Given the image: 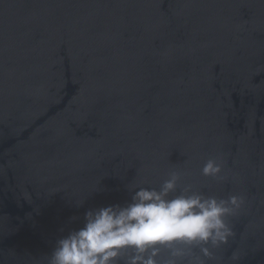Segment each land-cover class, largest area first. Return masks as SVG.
<instances>
[{"label": "water", "instance_id": "obj_1", "mask_svg": "<svg viewBox=\"0 0 264 264\" xmlns=\"http://www.w3.org/2000/svg\"><path fill=\"white\" fill-rule=\"evenodd\" d=\"M172 171L244 197L207 264H264V0H0V264Z\"/></svg>", "mask_w": 264, "mask_h": 264}, {"label": "clouds", "instance_id": "obj_2", "mask_svg": "<svg viewBox=\"0 0 264 264\" xmlns=\"http://www.w3.org/2000/svg\"><path fill=\"white\" fill-rule=\"evenodd\" d=\"M221 172L216 158L202 168L204 176L213 178H221ZM128 190L131 200L124 204L86 210L83 226L57 240L49 264H207L235 236L226 218L245 203L241 195L219 198L191 184L181 186L176 171L158 187ZM238 256L234 252L232 259Z\"/></svg>", "mask_w": 264, "mask_h": 264}]
</instances>
